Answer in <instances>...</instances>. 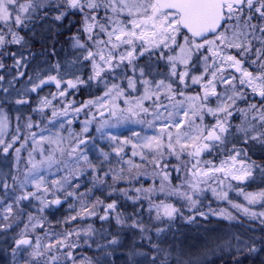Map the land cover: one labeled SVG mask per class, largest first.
I'll return each instance as SVG.
<instances>
[{
  "label": "rangeland",
  "instance_id": "rangeland-1",
  "mask_svg": "<svg viewBox=\"0 0 264 264\" xmlns=\"http://www.w3.org/2000/svg\"><path fill=\"white\" fill-rule=\"evenodd\" d=\"M18 2L26 3L27 0H18ZM32 2L35 7L30 8L29 13L24 14L29 16V19L23 25L5 26L3 22H0V34L5 36V43L0 45V62L3 61L5 64V67L3 66L0 70V76L3 77L0 80V120L7 122V126L0 132V140L3 141L0 143V191L2 189L0 218L5 219V216L8 217L13 213V202L18 199V195L27 197L21 199L22 201H31L33 198L34 203L31 206H34L35 209L38 203L43 207L48 202L58 206L64 198L63 194L72 193L71 184L74 181L79 180L82 176L85 179L88 173H92L95 182L98 180L100 184H104L109 176L110 184L113 183V187H109L112 188L111 192L114 197L119 195L116 189L123 187L120 185L122 183L120 180L130 184L138 183L141 190L149 195L160 194L161 191L168 193L167 195L178 194L183 201V206L169 198L165 201L153 200L150 208L157 215L159 213L158 217L162 219H172L179 213L177 210L172 218L166 217L163 215V206L171 205L177 209V206L181 205V207L193 211L199 205V201L205 200V208L210 212L214 207L218 208V214L224 217L233 218L236 215H246L255 223L264 222V215H261L264 214V197L259 195L264 191L250 192L244 189L243 184L248 181L250 175L238 180L226 174L231 171L233 174L240 175L238 170L242 166L251 172L248 169L249 166L242 163L239 160V155L235 154H231L229 157L222 156L217 161H209L208 152L215 149V144L205 137L213 128L217 127L218 123L222 124L223 118L236 120L240 117L241 123L236 129H227L229 127L227 122L226 126L222 124L227 131L219 133L221 139L231 143L233 150L239 147L238 143L244 140H253L250 137L258 135L260 130H264L260 120V116L264 115V98L255 93L253 97L251 96L254 101H250L251 97L245 91L248 86L239 83L241 74L235 68L229 67L227 63H221L219 59L212 56V52L207 48L201 49L193 55L187 65L188 76L181 82L180 75L186 70L185 65L178 60L175 61L176 75H172L173 61L167 59L169 56L181 55L179 48L175 45L164 48L162 55L160 49H150L143 55H138L142 49L137 42L134 58L129 64L127 59L123 62L120 61V56L126 55L127 46L121 45L112 49L111 44L107 43L108 40L102 37V35L107 36L106 32L93 30L90 35L95 39L97 49L90 59L84 58L88 53L79 54L82 62L81 66L77 67L78 69H73L74 64H72L68 68H64L61 74V65H58L56 70L55 67L51 69V64L44 60L45 58L41 59L33 54L29 62V71L33 73L24 77L26 65L20 71L17 64L19 60L15 61L12 56L15 51L17 53L27 52L28 41L35 42L34 39H31L34 35V29L31 31L30 27L32 17L37 12L38 14L43 12L48 14L43 18L54 19L58 14L57 6L60 10H64V5H66L63 0H32ZM101 4L102 6L95 12L86 8L89 12L82 16V28H84V16L89 13L96 16V21L99 24H106L104 26L108 27L109 31L117 23H126L132 18L127 10L113 13L107 6L108 0H101ZM102 11L104 12L101 13ZM247 15L253 16L254 20L251 21L253 24L262 23L261 20H258L257 13L251 14L245 7L244 16ZM54 21L61 22L55 19ZM242 22L243 20H241ZM236 24V20H230L226 27ZM36 29L44 37L36 38L37 43L33 47L35 49L32 50V53L46 51L48 57L49 47L45 46L46 42L43 39L47 38L50 26L44 30V33L39 27ZM12 32L23 38L17 45L10 42ZM84 33V36L79 33L73 34L69 42L72 51L80 50L81 52V49H85L76 46L73 39V37H78L80 43L85 46L83 39L89 40L86 39L89 33L85 31ZM184 34L182 33V35ZM255 34L262 35L259 31L254 32L253 36ZM249 38L251 39V37ZM256 40L258 41V39H252V53L247 54L242 60L245 69L248 70L245 64L249 59L251 62L246 65H252L254 71L259 73V64L264 62V58L257 59L254 55L256 49L261 48V44H257ZM100 41L105 43H100ZM50 42L49 45L59 46V50H61V35L53 34ZM177 43H183L179 36ZM29 48L31 47L29 46ZM85 50L93 51L89 48ZM110 52L111 57L109 56ZM228 54L236 55L237 50L224 48L221 51V55ZM100 55H103L105 60L111 59V67L100 59ZM203 56L209 57L206 63ZM253 60L256 63H252ZM84 62L89 63L86 71H84ZM216 65L222 69L216 73V80L213 81L216 94L212 95L211 89H209L207 99H203L204 86L211 79V73L215 70ZM27 68L29 67L27 66ZM100 69H102L101 74L96 76L95 72ZM88 70H90L91 79L96 81L99 78L103 81L107 79L109 83L99 87L102 88L101 92L88 96L83 101H75L69 93L72 88H78L84 84L82 79L77 80L76 78L78 75V78L81 77L82 71L85 73ZM17 72H21V75H17ZM106 73L107 78L103 77ZM89 75L88 78H90ZM49 76H55L57 80H60V86L57 87L55 82L48 81ZM191 77H202V79L199 83L193 84ZM232 77L236 78L231 79ZM41 80L46 82L41 84ZM145 80L149 81V85L144 84ZM161 80L165 84L172 85L170 92L164 88L156 89L155 85ZM225 80L230 82L224 83ZM68 81H72L76 86L71 87ZM78 81H83V83ZM129 81L133 82V87H129ZM113 85L117 87L114 88ZM145 88H148V95L151 97L142 100V106L148 109L147 112L135 107L136 101L145 95ZM118 92L123 94L118 95ZM153 93L156 95L154 96ZM197 96L200 99L195 101L188 99ZM229 96L233 99L229 100ZM10 99H13L12 105H9ZM18 101L24 102L18 103ZM22 105L32 108V110L29 111L30 114L22 118L19 125L13 128L9 114L15 115L22 111ZM193 105L200 109L198 114H194ZM221 105H226L227 111L231 115L223 111H217L213 115L207 111L208 108L215 110ZM129 107H132L133 112L137 114L133 115L132 112H128ZM105 109H109L110 113L98 116ZM250 113L253 122L247 123L245 120ZM177 122L181 125L179 128L174 127ZM198 130L201 133V138L195 141L196 146L201 147L205 143L209 144V147L203 149L199 156L190 155L194 152L191 143L179 155L166 147L161 148L158 153L143 146L147 139L153 137L160 139L166 145L168 133L172 134L173 143H175L177 132L191 137L196 136ZM84 138H88V140L81 144L80 141ZM184 142L182 135L181 143ZM8 144H11V147L7 152H4L3 148ZM255 144L256 140H254ZM175 147L178 151L179 145ZM16 149H19L18 153ZM134 152L137 154L133 155ZM85 156L87 159L84 158ZM233 156H235V161L231 159ZM193 164L196 165L195 168H193ZM222 166L225 169L224 172L216 171ZM193 172L200 174L196 189H192L190 186L197 182V177L192 175ZM204 172H208V176H204ZM98 174L100 177L97 178ZM14 177L15 179H13ZM4 184H7L8 187L4 188ZM185 193L190 195L196 203L192 204L185 197ZM57 199L60 201L59 204L54 203ZM131 199L128 200L131 201ZM113 202L112 200L109 204H114L115 207L108 209L107 204L102 216L112 218L113 215L114 223L120 227L128 221V213L124 215L118 204ZM9 205L12 208L11 212L7 211ZM43 211L34 212L24 225L23 235L19 238L31 235L24 234L29 232L32 233L35 240L27 248L19 249L16 255L17 262L25 264H107L102 255L97 258L94 256L85 257L83 251H75L76 244L71 242L70 233L64 235L61 232L53 233L45 230L42 222L46 215L45 212L43 214ZM92 211L90 213L95 214ZM118 218L121 221L119 223ZM37 242L40 245L38 249ZM49 245H51L50 248ZM73 249L74 251H72ZM37 251L41 255H33ZM69 252L71 256L68 255ZM252 254L255 253L252 252ZM23 257H27L26 262ZM65 259L67 260L65 261ZM68 261L69 263H67ZM112 264L120 263L112 259Z\"/></svg>",
  "mask_w": 264,
  "mask_h": 264
},
{
  "label": "trees",
  "instance_id": "trees-1",
  "mask_svg": "<svg viewBox=\"0 0 264 264\" xmlns=\"http://www.w3.org/2000/svg\"><path fill=\"white\" fill-rule=\"evenodd\" d=\"M32 18L31 22L44 19L45 30L50 26L49 34L43 41L46 42L45 46L49 47L48 62L51 64V69L55 67L56 70L57 65H61V74L64 68L72 64H74L73 69L81 66L82 61L79 54L88 53L86 48L92 49V53L97 49L94 38L83 39L85 49H81V52L80 50L72 51L69 46L73 34L79 33L82 36L85 34L84 28L81 27L83 25L82 16L78 14H68L60 23L49 17L39 18L38 15ZM69 20L72 22L71 25L68 24ZM97 30L100 31L99 28H94L95 32ZM50 34L51 36L61 35V50L59 46L49 45L51 43ZM255 36L260 37L261 35L255 34ZM102 37L108 40L107 36L102 35ZM39 38L42 39V37ZM34 41L31 44L33 47L37 43L36 39ZM255 42L260 45L259 40ZM250 62L249 59L246 60V64ZM246 64L249 71L257 74L252 65ZM88 67L89 63L84 62V71ZM84 71L80 74V78H78L79 75L76 78L77 80L82 79L84 84L78 88H72L69 93L70 97L78 102L101 92L102 88L99 87L109 83L107 79L105 81L100 78L97 81L90 79L88 78L90 70L85 73ZM103 77L107 78V73ZM242 85L248 86L247 84ZM245 91L250 97L255 94L249 86ZM252 97L251 102L254 101ZM12 100H9V105L14 103ZM21 107L22 111L17 114H9L13 128L19 125L22 118H25L32 110L25 105ZM245 121L253 122L251 113ZM221 122L225 126L228 122L227 129H236L241 123L240 117L236 120L223 118ZM261 132L264 130L259 131ZM214 144L215 149L208 152L209 161H217L222 156L229 157L231 154L239 153V160L251 170L248 181L243 184L244 189L250 192L264 191V142L262 140H256L255 145L254 140H244L238 143L239 147L236 150H233L231 143L224 139ZM98 177H100L99 174ZM120 181L123 187L116 189L119 195L115 197L111 192L112 188L109 187H113L109 176L105 180L104 187V184H100L98 180L95 182L92 173H88L85 179L82 176L71 184L72 193L63 194L64 198L58 206L48 202L43 207L38 203L35 209L31 206L34 203L33 198L31 201L15 199L13 213L8 216L7 220L0 218V264H25L17 262L16 255L22 248L17 245V240L23 235V227L28 222L29 216L43 209L46 217L42 225L45 230L53 233L61 232L64 235L70 233L71 242L76 244L75 251H83L85 257L97 258L102 255L107 264H112V259L120 264H237V261L239 264H264V222L255 223L246 215H236L233 218L224 217L218 214V208L214 207L210 212L205 208V200L199 201L196 209L191 211L186 207H181L183 201L178 194L167 195L168 193L161 191L160 194L149 195L141 190L138 183L130 184L123 180ZM129 198H132L131 201L128 200ZM168 198L181 204L177 206L179 213L172 219H162L150 208V205L154 199L165 201ZM133 199L135 201H132ZM112 200L113 203L118 204L124 215L128 213V221L120 227L114 223L113 215L112 218L102 216L104 207ZM91 211L95 214H89ZM3 225L10 226L2 227ZM24 234L33 236L29 232ZM253 245L258 249L254 252L255 254L247 251L248 247ZM26 258L24 262L27 261Z\"/></svg>",
  "mask_w": 264,
  "mask_h": 264
},
{
  "label": "snow or ice",
  "instance_id": "snow-or-ice-1",
  "mask_svg": "<svg viewBox=\"0 0 264 264\" xmlns=\"http://www.w3.org/2000/svg\"><path fill=\"white\" fill-rule=\"evenodd\" d=\"M63 3L67 5L68 9H75L84 13L85 9H89L92 12L97 11L101 6V0H63ZM258 4V6H257ZM107 6L111 8L113 13L128 11L130 17H132L126 23H117L110 31L104 26L99 24L96 21L95 15H85L84 16V31L89 33L88 39H92L90 35L94 28H99L101 32H106L108 41L107 43L111 44L112 49H116L121 45L127 46L126 55L120 56V61L123 62L125 59L128 60L129 64L132 63L134 58L135 49L137 42L142 49L138 55H143L144 52L149 51L150 49H160V54L162 55V50L164 48H170L172 45H175L179 48L180 56H169L167 59L173 61L172 64V75H176L175 61H179L185 65L186 70L180 75V80L183 82L184 78L188 76L187 65L192 60V57L195 53L199 52L201 49L207 48V50L212 52V56L219 59L221 63H227L231 68H235L237 72L241 74L239 83L247 84L251 87L253 93H257L260 97L264 98V62L259 64V73L253 74V72L245 69L243 67L242 58L247 54L252 53V39H258L261 44V48L256 49L254 55L257 59L264 58V0H108ZM35 5L32 0H27L26 3H19L18 0H0V22H3L5 26L16 25L20 26L25 23L29 16L24 15L29 13L30 8H34ZM245 7L250 11L258 14V18L262 21L259 25L253 24L251 21L253 19L252 15L244 16ZM58 14L55 15L54 19L56 21L63 22L65 17L69 14L67 11L60 10L57 6ZM236 20L237 24L232 27H226L228 21ZM241 20L243 22L241 23ZM71 21H68V24L71 25ZM11 31V28L9 27ZM259 31L262 35L260 37L253 36V33ZM182 33H187L182 35ZM209 33L215 34L213 39H208L207 36ZM230 33V34H229ZM190 34V35H188ZM183 41L182 44L177 43V37ZM251 37V39L249 38ZM199 38V40H198ZM23 38L18 36L15 32L11 33L12 43L19 44ZM76 46L84 47L80 43L78 37H73ZM5 43V36L0 34V45ZM100 43H105L100 41ZM224 48L236 49L237 54H228L221 55V51ZM217 49H220L219 51ZM15 55V54H13ZM93 53L88 51L85 59H90L93 57ZM111 57V52L109 53ZM240 57V58H238ZM100 59L108 63L111 67V59L105 60L103 55H100ZM199 59V57H197ZM205 63L208 61V56H203ZM252 63H256L255 60ZM19 64V61H17ZM4 65L0 63V68ZM118 66V65H117ZM58 67V65H57ZM98 67V66H96ZM102 69L95 72L96 76L101 74ZM222 71L219 65H216L215 70L211 73V79L207 81L204 88L203 99H207L209 95V89H211V94L215 95V85L213 81L216 80V73ZM141 74L143 75V70L141 69ZM232 77L231 79H235ZM3 77L0 76V80ZM91 79V77H90ZM202 77H191L193 84L199 83ZM48 81L55 82L57 87L60 86V81L57 80L55 76H49ZM46 81L41 80V84ZM83 83V81H78ZM224 83H229L230 81L225 80ZM68 84L71 87H75L76 84L72 81H68ZM145 85H149V81H144ZM133 82L129 81V87H133ZM116 88V85H113ZM156 89L161 88L171 91L172 85L165 84L163 80L159 81L155 85ZM35 90V89H33ZM63 94V93H62ZM122 92H118V95H122ZM181 95L183 93H180ZM108 95V93H105ZM155 96L156 93H153ZM151 98L148 95V88H145V95L136 101L135 107L140 110L147 112L148 109L142 106V100ZM158 98V97H157ZM189 100L195 101L200 99V97H189ZM229 100H232L233 97L229 96ZM24 101H18V103H23ZM91 103V101H89ZM127 103V101H126ZM255 107V105H252ZM128 112H132L133 115L137 114L133 112V108L129 107ZM200 111L195 105H193L194 114H198ZM207 111L215 115L217 111L226 112L228 115H231L227 111L226 105H221L217 109L208 108ZM114 114V113H113ZM187 115V113H185ZM262 126H264V115L260 116ZM7 126L6 120H0V132ZM30 126V125H29ZM181 125L177 122L174 127L179 128ZM224 133L227 129L220 123H218L216 128H213L212 131L208 133L205 137L207 140L219 141L221 139L220 135L217 134ZM87 131V129H85ZM185 140L184 143H181V139ZM201 138V133L196 136H186L180 132L176 133V140L173 143L172 134L168 133L167 144H163L162 141L158 138L147 139L144 143V147L152 149L159 153L161 148H168L173 152H176L179 155L183 152L191 143V146L194 148V152L190 155L199 156L203 149L209 147V144L205 143L201 147H197L195 141ZM253 140H262L264 142V132L259 133L250 137ZM0 143H3L0 140ZM80 143H84L83 140ZM176 145H179V150L177 151ZM11 147V144L5 145L3 148L4 152H7ZM135 147V146H134ZM17 153L19 149H16ZM137 153H133L136 155ZM239 155V153H237ZM87 159V157H84ZM235 161V156L231 158ZM196 165L193 164V168ZM216 171L224 172L225 169L223 166ZM241 174L236 175L231 171H228L226 174L231 175L233 179H244L246 176L250 175V171L241 167L238 170ZM192 175L197 177V182L192 183L190 186L192 189H196L199 183V173L193 172ZM204 176H208V172L203 173ZM15 179V177L13 178ZM4 188H7L8 185L4 184ZM39 187V185H37ZM185 197L191 201L192 204H195L196 201L192 199L187 193L184 194ZM226 195V194H225ZM261 197H264V193L259 194ZM27 197H18V199H26ZM255 199V197H252ZM54 203L59 204L60 201L57 199ZM108 209H113L114 204H108ZM8 212L12 211L11 205L7 208ZM247 211V210H245ZM177 209L173 208L171 205L163 206V215L169 218H172L176 214ZM91 214V213H89ZM264 215V214H261ZM159 216V213H158ZM5 220L8 219L7 216L4 217ZM74 218V217H73ZM104 217H102L103 219ZM121 222L118 218V223ZM10 225H3L2 227H9ZM162 231V229H158ZM115 243V241H112ZM18 245H27L30 244V241L27 239H21L18 242ZM37 249L40 247L39 242H37ZM49 248L51 245L48 246ZM258 249L253 245L248 247L247 251L252 253L256 252ZM33 255H41V253L34 252ZM71 256V253H68ZM239 264V261H237Z\"/></svg>",
  "mask_w": 264,
  "mask_h": 264
},
{
  "label": "flooded vegetation",
  "instance_id": "flooded-vegetation-1",
  "mask_svg": "<svg viewBox=\"0 0 264 264\" xmlns=\"http://www.w3.org/2000/svg\"><path fill=\"white\" fill-rule=\"evenodd\" d=\"M64 11H67L69 14H78V15H80V16H83L84 15V13H88L89 11L88 10H86L85 9V11H84V13H81L80 11H78V10H75V9H68V7H67V5H64ZM104 11H102L101 13H103ZM90 14V13H89ZM36 15H38V17L39 18H42L43 16H47L48 14H44L43 12H40L39 14H38V12L36 13ZM88 15V14H87ZM44 19H41V20H39V21H37V22H31V31L34 29V35H32L33 37L31 38V39H36V38H39V37H44V35H38L39 34V32L37 31V29H36V27H39L40 29H41V31L42 32H44V30H45V28H44V25H43V21ZM46 22V21H45ZM38 23H40L41 25H39ZM28 43V45L31 47V48H29V46L26 48V50H28L27 52H25V51H23V53H17L16 51L15 52H13V54H15V55H13L12 57H13V59L15 60V61H17V60H19V64H18V69L20 70H22V68L24 67V65H26V74H25V76L24 77H26L27 75H29V74H32L31 73V71H29L30 70V64H29V62H30V60H31V57H32V55L33 54H35V55H37L38 57H41V59H44V60H46L47 62H48V60H49V55H48V57H47V55H46V51H41L40 53H32V50L33 49H35V48H33V46L31 45L32 43H34V42H27ZM14 44H16L17 45V43H14ZM48 54H49V52H48ZM30 55V56H29ZM0 63H2L3 65H4V67H5V64H4V62L2 61V62H0ZM49 63V62H48ZM27 66L29 67V68H27ZM3 68V67H2ZM15 68H17L16 66H15ZM0 70H1V68H0ZM20 70V71H21ZM27 72H29V73H27ZM38 72V71H37ZM17 75H21V72H17L16 73ZM23 74V73H22ZM21 78V77H20ZM60 81V80H59ZM61 82V81H60Z\"/></svg>",
  "mask_w": 264,
  "mask_h": 264
},
{
  "label": "water",
  "instance_id": "water-1",
  "mask_svg": "<svg viewBox=\"0 0 264 264\" xmlns=\"http://www.w3.org/2000/svg\"><path fill=\"white\" fill-rule=\"evenodd\" d=\"M188 35H190V34H188ZM211 35H215V34H213V33H209L207 37H209V36H211ZM198 40H199V38H198ZM109 112H110L109 109H105V110L101 111V112L98 114V116L108 115ZM211 131H212V130H211ZM217 134H218V131H217ZM218 135H219V134H218ZM82 140H83L84 142H86V141L88 140V138H84V139H82ZM209 141H210V140H209ZM211 141H215V140H211ZM215 142H217V141H215ZM81 144H83V143H81ZM21 239H27V240H29V241H30V244H31V242L33 241V237H32V236H23ZM21 239H20V240H21ZM30 244H27V245H24V246H29Z\"/></svg>",
  "mask_w": 264,
  "mask_h": 264
}]
</instances>
